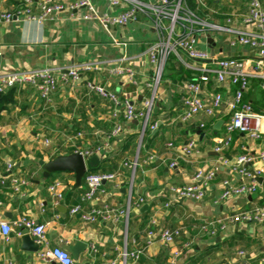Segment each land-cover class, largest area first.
<instances>
[{"label": "crops", "instance_id": "1", "mask_svg": "<svg viewBox=\"0 0 264 264\" xmlns=\"http://www.w3.org/2000/svg\"><path fill=\"white\" fill-rule=\"evenodd\" d=\"M38 1L33 0L34 4ZM91 2L99 13L116 12L104 0ZM199 2L196 5L202 13V19L224 25L225 19L230 17L234 28L241 27L240 19L246 13L247 0ZM260 3L264 11V0H260ZM19 7L20 0H0L3 11L14 12ZM76 15L77 13L63 12L55 21L42 26L15 20L0 24V72L51 68L56 71L58 78L50 105H44L33 90L19 89L15 94V105L0 112V180L6 181L11 175L27 181L21 193H14L9 187L0 188V218L9 225L21 217H26L35 224H44L49 248H62L63 245L71 247L77 241L85 243L86 250L76 260L67 251L74 264H122L120 254L124 249L127 252L142 250L138 260L129 259L126 264H169L174 252L179 254L174 264H237L239 251L245 253L249 264H264V225H229L213 236L203 234L199 229L202 220L219 219L254 203L263 204L262 188L254 196L222 201L219 196L225 188L224 183L235 185L239 182V177L226 167L218 166L201 201H174L170 195L171 187L188 184L197 169H209L216 159L212 151L213 138L221 133L225 105L212 119L196 117L190 123L179 121L183 110V84L194 76V68H199L202 64L200 62L187 60V78L179 79L168 72V77L163 79L157 97L158 103L155 105L157 108L159 104L161 111L156 113L154 109L152 112L157 130L151 134H156V139L148 144V151L142 153L139 160V124L136 121L129 124L123 122L122 134L109 140L102 155H93L98 159L95 166H104L105 163L101 164L103 162L100 160L108 159V163L113 164L109 173L115 175L114 180L103 184L104 193L99 195L96 204L81 200L86 187L82 180L80 187L73 188L72 173L59 172L43 178L42 169L38 165L40 160L45 163L54 155L93 149L101 144L95 133L108 135L114 125L111 103L89 93L84 87V81L75 84L62 81L61 73H57V70L64 72L72 65L84 62L101 63L102 71L88 73L84 75V79L105 87L120 100L127 96L137 106L145 95L144 85L151 78L145 51L154 42V33L148 20L139 17L136 23L107 33L96 23L77 20ZM207 37L213 42L217 58H254L248 48H230V37L220 34L202 37L198 42L199 49L209 50ZM122 58L135 71L137 86L109 73ZM248 70L251 71V67ZM216 90L218 89L214 88L213 83H209L203 98ZM220 91L226 92V89L221 88ZM247 92L248 103L259 113H264V94L259 81L251 79ZM227 98L228 95L225 94L224 99ZM22 106L26 108L22 109ZM199 121L206 123L204 128H197ZM220 122V126L215 128ZM79 132L82 134L81 138L72 143L67 141ZM131 135L136 136L133 149L132 146L128 148L125 143L126 138ZM46 139L49 141L48 145L44 144ZM190 140L196 143L198 153L185 162L180 161L175 169H169L168 162L172 153L166 148V144L181 146ZM263 148L264 136L259 141H250L238 135L233 138L226 156L258 153ZM121 149L124 150L123 153H120ZM150 155H155L157 160L148 161ZM134 159L137 165L132 174L127 165ZM88 160L86 167H94L89 165ZM8 165L12 166L10 172L7 170ZM54 182L59 184L62 194L59 201L48 192V187ZM130 186L132 202L141 198L143 203L138 208L130 209L126 226L123 222L85 223L79 214H69L70 209L76 205H81L83 211L91 206L102 205L126 208L127 190ZM260 199L263 202L258 203ZM166 203H169L168 208L165 207ZM58 206L65 212L59 211ZM7 214L9 217H5ZM151 220L155 221L153 231L181 228V238L167 248L162 247L156 238L147 235L152 227ZM24 230L11 226L8 239H0V264H56L42 260L37 253L21 250ZM29 236L34 241L30 233Z\"/></svg>", "mask_w": 264, "mask_h": 264}, {"label": "built area", "instance_id": "2", "mask_svg": "<svg viewBox=\"0 0 264 264\" xmlns=\"http://www.w3.org/2000/svg\"><path fill=\"white\" fill-rule=\"evenodd\" d=\"M108 6L116 10L113 14L99 13L95 10L91 0H39L34 4L33 0H20V7L14 12H6L0 8V24L11 21H27L37 25H44L55 21L58 15L63 12L77 13V20L96 23L103 31L110 33L112 29L122 28L129 24L136 23L139 17L149 21L154 33V42L147 47L145 56L151 69L150 81L145 83V95L137 105L127 96L120 100L118 96L107 90L105 87L95 84L93 81L84 79L88 73H98L103 70V65L96 62H84L72 65L66 71L57 70L61 73V80L71 81L72 84L84 81V87L89 93H93L113 105L112 118L114 125L108 135H97L100 138V145L93 149L75 151L81 154L86 167V161L93 155L100 156L104 148L109 145L111 138L116 139L122 134V123L139 124L137 149L141 148L142 138L147 129L156 131L157 125L150 122V116L157 103V88L162 81L165 63L170 55L186 68L187 60L202 63L199 68H194L195 74L183 84L182 106L183 110L179 116L182 123H190L196 117L212 119L221 112L225 105L222 130L219 135L213 138L212 151L216 155L215 163L209 169H197L190 182L185 185L170 188V195L174 201L189 200L201 201L206 195L208 184L212 181L218 166H223L229 172L239 177L235 185L224 183L225 188L220 193L219 199L226 201L241 196H254L258 194L260 186L257 178H264V148L258 153H240L226 156L235 136L242 135L250 141H259L264 136V113L256 112L248 102L243 101L245 92L249 88L250 80L259 81V87L264 92V11L260 0H247L246 13L240 19L239 28L232 26V19L226 18L224 25H219L202 19L195 12L189 10L185 0H104ZM200 4L199 0H195ZM209 34H220L229 36L228 46L230 48L245 47L253 55V59L236 57L217 58L211 56L209 50L198 48V42ZM249 63V65H248ZM251 67V71L248 70ZM56 71L51 68L10 70L0 72V93L5 95L10 89H31L38 94L44 105L51 104V95L57 87L58 78ZM111 75L126 80L129 84L137 86L135 71L126 64L125 59H120L119 64L109 70ZM209 83H213L218 89L203 98L204 91ZM225 88L226 92L220 91ZM228 95L227 100L224 96ZM204 121L197 122V128L205 127ZM82 134L76 133L68 142L81 138ZM48 145L49 141L44 140ZM166 148L171 151L172 156L168 162L169 169H175L180 161L185 162L193 154L198 153L197 145L190 140L181 146H174L167 143ZM148 161H156L155 155H150ZM137 165L134 159L127 166L134 173ZM11 165L7 170L10 172ZM114 174H93L86 173L83 178L85 192L81 200L86 203L96 204L100 194H103V184L114 180ZM132 179V177H131ZM9 184V189L14 193H21L27 185V181L20 177L11 176L7 180H0V188ZM131 186L127 190L126 208H116L111 205L101 207L91 206L87 211L82 210L81 205L72 207L70 215L79 214L85 223L107 221L111 223L123 222L127 225L130 209L138 208L143 200L139 198L132 202ZM48 192L57 200L62 199L59 191V184L52 183ZM169 203L165 204L168 208ZM259 224L264 225V203H254L246 209L233 212L219 219L200 221L199 229L203 234L210 236L223 231L229 225L234 224ZM4 222L0 218V239L7 240L11 232V226L18 229L24 228L29 231L34 241L39 245L37 255L42 260L52 261L56 264H74L69 253L62 248H49L45 238V225L35 224L32 220L21 217L11 223ZM151 229L147 232L148 237L156 238L159 244L167 248L182 236L181 228L159 229L153 231L155 221L151 220ZM20 235V233H18ZM142 250L127 252L125 249L120 254L122 264L129 259L138 260ZM178 253L174 252L169 264H174ZM237 264H249L245 253H237Z\"/></svg>", "mask_w": 264, "mask_h": 264}, {"label": "water", "instance_id": "3", "mask_svg": "<svg viewBox=\"0 0 264 264\" xmlns=\"http://www.w3.org/2000/svg\"><path fill=\"white\" fill-rule=\"evenodd\" d=\"M207 44L210 55L214 56L213 42L209 37H207ZM220 124L221 122L218 123L215 128H218ZM97 162L98 159L95 156L91 157L88 160L90 166H95ZM38 165L41 167L42 176L45 179L54 173H59V172L72 173L74 177L73 188L80 187L84 175L86 173L85 162L81 154L79 153H71L68 155H57L54 159H51L45 163L40 160L38 162ZM256 182L262 188V199L264 200V178H257ZM57 208L62 213L65 212V210L60 206H58ZM5 217H9V215L7 214ZM22 235L23 236L21 240V250L30 253H37L39 250V245L30 238L29 231L25 229L22 232ZM62 248L66 251H69L73 259L76 260L78 258V255L86 250L87 245L81 241H77L71 247L67 245H63Z\"/></svg>", "mask_w": 264, "mask_h": 264}, {"label": "trees", "instance_id": "4", "mask_svg": "<svg viewBox=\"0 0 264 264\" xmlns=\"http://www.w3.org/2000/svg\"><path fill=\"white\" fill-rule=\"evenodd\" d=\"M185 5L187 6V8L189 10L195 12L198 16L202 15V13L197 8L198 6L196 5L195 0H185ZM168 72H171L173 77L175 76L179 79L187 78L189 75V71L187 69H185V67L173 55H170L168 57L166 63H165V67H164L163 75H162V81L167 76ZM171 81H173V80L171 79ZM19 91H20L19 89L17 90V89L13 88V89L8 90L5 95L0 93V112L3 110H7L9 106L13 107L15 105V103H16V101L14 99L15 94L18 93ZM247 91H249V88ZM247 91L245 92L244 97H243L244 102H248L246 99H247V95L249 92H247ZM261 92L264 94L263 91H261ZM251 107L254 111L258 112V110L255 109L252 105H251ZM25 108H26L25 106L24 107L22 106V109H25ZM154 109L156 110V113H158L161 111V106L158 104L157 108L155 107ZM153 116H154V114L152 113L150 116V122L152 121L151 123H155ZM151 133H152V131L150 129H147L145 131V134L142 138V145H141V148L139 149L137 160L140 159V156L142 153H144L145 151H148V150H146V149H149L148 144L153 143V141L156 139V134L152 135ZM135 138H136L135 135H131V136H128L126 138L125 143H127L128 148L131 146H132L131 147L132 149L135 148V146L133 145V141L135 140ZM123 152H124V150L121 149L120 153H123ZM70 153H72V152H70ZM70 153H68V154H70ZM55 157L56 156L54 155V156L50 157V159H54ZM100 161L103 162L101 164L105 163V165L104 166L97 165L94 167H88L87 171L90 173H93V174H110L109 172L112 171L113 164H111V162L108 163V159H106V158L105 159L103 158ZM96 172H100V173H96ZM3 187L6 188L8 186H7V184H5ZM260 202H263V200L262 199L258 200V203H260Z\"/></svg>", "mask_w": 264, "mask_h": 264}, {"label": "rangeland", "instance_id": "5", "mask_svg": "<svg viewBox=\"0 0 264 264\" xmlns=\"http://www.w3.org/2000/svg\"><path fill=\"white\" fill-rule=\"evenodd\" d=\"M162 83H163V81L160 82V84H159V86H158V88H157L158 95H159V92H160V88H161V86H162ZM158 95H157V96H158Z\"/></svg>", "mask_w": 264, "mask_h": 264}]
</instances>
